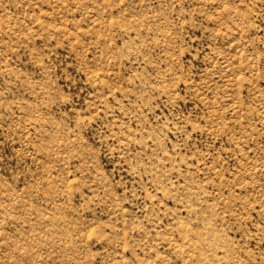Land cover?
I'll list each match as a JSON object with an SVG mask.
<instances>
[{
	"label": "rangeland",
	"instance_id": "rangeland-1",
	"mask_svg": "<svg viewBox=\"0 0 264 264\" xmlns=\"http://www.w3.org/2000/svg\"><path fill=\"white\" fill-rule=\"evenodd\" d=\"M0 264H264V0H0Z\"/></svg>",
	"mask_w": 264,
	"mask_h": 264
}]
</instances>
